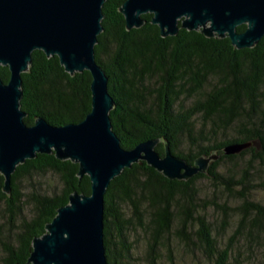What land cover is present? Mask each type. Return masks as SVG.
Returning <instances> with one entry per match:
<instances>
[{"label":"trees","instance_id":"1","mask_svg":"<svg viewBox=\"0 0 264 264\" xmlns=\"http://www.w3.org/2000/svg\"><path fill=\"white\" fill-rule=\"evenodd\" d=\"M125 2L106 0L104 31L95 47L116 103L110 117L121 146L132 150L142 142L161 140L156 150L162 157L169 146L191 165L201 157L217 159L206 173L187 181L170 180L146 162L113 180L105 195L108 264H137L140 258L133 253L139 238L145 245L144 264H160L162 249L171 253L172 247L189 253L199 250L206 264H230L237 236L247 225L250 238H255L256 229L264 231V205L250 200L264 188V38L255 47L240 50L229 38H208L197 31L180 29L175 37H163L152 24V14L143 16L146 23L141 28L129 31L120 11ZM246 29L242 25L237 31ZM0 77L9 82L7 67L0 68ZM22 79L21 110L28 126L39 118L56 127L78 124L92 110L91 74L70 75L56 56L33 52ZM236 143L253 146L226 155L225 148ZM240 159L247 163L242 165ZM79 171L72 161L38 154L17 168L9 193L0 173V208L6 218V231H0V264H28L34 240L47 233L70 196L91 195V180L80 179ZM48 175L61 180L59 193L30 189ZM201 180L242 200L239 228L226 247L215 238L205 212L210 205L220 209L228 226L234 208L217 201L205 203Z\"/></svg>","mask_w":264,"mask_h":264},{"label":"water","instance_id":"2","mask_svg":"<svg viewBox=\"0 0 264 264\" xmlns=\"http://www.w3.org/2000/svg\"><path fill=\"white\" fill-rule=\"evenodd\" d=\"M106 0H0V68L10 72L8 83L0 77V173L4 191H11L12 176L20 165L38 154L52 155L79 165V178L91 180V195L73 193L58 210L47 233L36 238L28 264H108L104 245L105 195L113 180L134 164L146 162L170 180L187 181L208 171L211 158L191 165L165 147L148 140L125 150L113 130L110 114L116 108L109 93V77L96 60L95 47L103 33ZM121 13L129 31L141 28L144 15L163 37L180 29L201 32L208 38H229L237 49H251L264 38V0H126ZM246 25L244 33L237 28ZM58 57L74 76H92V110L84 121L62 127L39 118L28 126L21 110L22 75L32 64V54ZM253 143L230 144L228 156L238 155Z\"/></svg>","mask_w":264,"mask_h":264},{"label":"rangeland","instance_id":"3","mask_svg":"<svg viewBox=\"0 0 264 264\" xmlns=\"http://www.w3.org/2000/svg\"><path fill=\"white\" fill-rule=\"evenodd\" d=\"M185 149H187L186 145ZM248 158L250 159V157H246V159ZM241 160L243 159L237 161L242 165L247 163L246 161L242 162ZM199 185L202 188V197L205 198V203L210 204L212 201H217L221 205L227 204L230 208H234L233 210H231V212H229L233 214V217L228 220V226L224 223L225 216L220 209L216 208L213 205H210L205 212L209 222L212 224L213 234L215 238L218 240L222 247H226V245L230 243L231 238L233 237V235H235L237 229L239 228L241 213L238 211V207L242 204V200L223 194L221 192L223 188L216 190L215 187L207 180H201L199 182ZM33 187L47 193H59L62 190L63 185L58 176L48 175L41 180L34 181L33 184L30 185V189ZM250 200L259 202L264 205V188H259L256 193L252 194ZM5 224L6 218L4 217V213L0 208V231H6V227H4ZM249 230L250 227L247 225L243 230L244 233L237 236L230 264H263L264 231H259L258 229H256L254 231L255 238H250L248 235ZM6 233L7 232H5L4 234ZM2 236L3 234L1 235L0 232V238H2ZM131 240L134 241V237ZM134 245L137 247V249H139V251L136 249L133 253L134 258H140V260L137 261V264L146 263L143 260L145 254V245L142 238H139L137 242L134 241ZM181 249L182 248L172 247L171 253L166 249H162V252H160V264H206V259L200 254L201 252L199 250H196V253H189L188 251ZM1 256L2 247L0 245V257ZM131 264L136 263L132 261Z\"/></svg>","mask_w":264,"mask_h":264}]
</instances>
